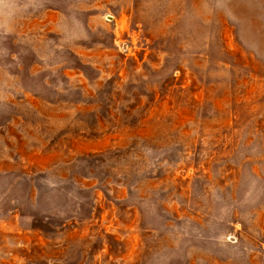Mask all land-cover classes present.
Segmentation results:
<instances>
[{
  "label": "rangeland",
  "instance_id": "obj_1",
  "mask_svg": "<svg viewBox=\"0 0 264 264\" xmlns=\"http://www.w3.org/2000/svg\"><path fill=\"white\" fill-rule=\"evenodd\" d=\"M0 264H264V0H0Z\"/></svg>",
  "mask_w": 264,
  "mask_h": 264
}]
</instances>
